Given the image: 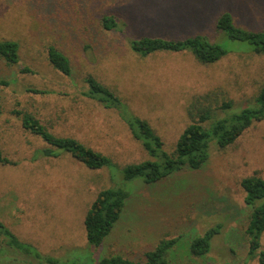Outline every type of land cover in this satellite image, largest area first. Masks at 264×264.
<instances>
[{
  "label": "rangeland",
  "instance_id": "rangeland-1",
  "mask_svg": "<svg viewBox=\"0 0 264 264\" xmlns=\"http://www.w3.org/2000/svg\"><path fill=\"white\" fill-rule=\"evenodd\" d=\"M223 12L239 26L264 30V0H0V38L20 44L17 63L0 58V78L10 81L0 88V148L15 162L0 163V221L57 259L52 264H98L114 254L144 264L145 253L161 238L174 237L180 240L169 264H258V258L248 260L245 229L252 209L240 181L253 174L264 178V119L226 148L212 144L200 169L187 167L155 183L118 176L126 164L150 158L132 136L130 116L148 119L173 151L197 97L225 95L236 111L253 104L264 86V54L216 29ZM105 15L114 28L102 25ZM198 33L221 42L229 54L208 65L185 51L143 56L131 46L144 35ZM50 46L68 56L71 76L50 65ZM87 75L115 90L135 114L124 102L128 118L84 96ZM15 110L35 114L54 135L78 139L112 165L92 169L60 149L42 155L50 145L26 130ZM114 185L130 197L111 233L94 247L85 217L97 193ZM218 223L222 230L210 251L193 255L190 241ZM261 244L258 253L264 233Z\"/></svg>",
  "mask_w": 264,
  "mask_h": 264
},
{
  "label": "trees",
  "instance_id": "trees-1",
  "mask_svg": "<svg viewBox=\"0 0 264 264\" xmlns=\"http://www.w3.org/2000/svg\"><path fill=\"white\" fill-rule=\"evenodd\" d=\"M102 25L107 28L116 26L112 17L108 15L103 17ZM216 29L232 40L248 43L251 52L264 54V30H252L237 25L229 12H223L219 16ZM131 46L135 52L143 56L157 52L185 51L191 53L200 63L208 65L222 60L230 52L221 42L212 41L200 33L181 38L144 35L133 39ZM0 58L8 64L17 63L20 59L19 42L0 38ZM47 58L56 70L71 76L70 59L62 51L50 46ZM26 70L29 71L28 68ZM85 83L86 89L82 92L84 96L104 104L106 108L120 112V115L125 114L128 118L129 112L127 109L124 110V101L115 90L93 75H87ZM9 84V80L0 78V88ZM32 91L35 92V89ZM125 104L132 112L129 104ZM14 113L21 116L22 125L26 130L50 145L49 148L41 150L42 155L55 156L58 154L57 149H60L70 152L77 160L92 169L109 168L112 165L110 157L78 139L54 135L35 114L20 110H15ZM187 115L190 122L179 135L173 151L165 148L162 136L148 119L137 115L130 116L129 122L126 119L130 123L133 138L141 144L150 158L126 164L118 176L126 181L141 179L145 183H155L187 167L195 170L202 168L210 158L212 144L226 148L255 121L264 119V86L260 88L252 105L238 111L233 109V99L225 95L223 97L220 94L208 93L190 103ZM0 163L6 165L15 162L4 155L0 148ZM116 177L115 173L112 174L113 180ZM240 184L246 193L245 201L252 209L245 229L249 241L248 260L258 258V264H264V250L258 253L262 247L261 239L264 233V178L253 174L242 178ZM129 197L128 190L116 185L101 189L97 193L84 221L87 239L91 245L101 246L120 219ZM221 230L222 224L218 223L208 228L202 235L195 236L189 244L190 252L199 257L207 254L211 249L212 239ZM179 240V237L161 238L153 249L145 253L144 264H169V254ZM3 260L20 261L25 264L58 262L57 259L42 254L34 245L20 240L4 222L0 221V261ZM98 264L140 263L121 254H114L103 257Z\"/></svg>",
  "mask_w": 264,
  "mask_h": 264
}]
</instances>
